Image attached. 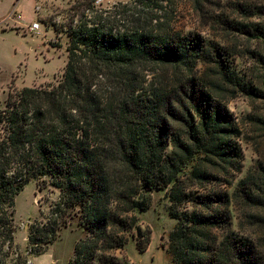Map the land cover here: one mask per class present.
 Segmentation results:
<instances>
[{
	"label": "trees",
	"instance_id": "1",
	"mask_svg": "<svg viewBox=\"0 0 264 264\" xmlns=\"http://www.w3.org/2000/svg\"><path fill=\"white\" fill-rule=\"evenodd\" d=\"M242 1L247 21L225 25L262 47L253 55L263 88L239 74L225 45L154 33L140 11L139 26L117 31L87 3L94 18L71 28L59 83L16 91L0 110V264L5 244L15 246L17 196L47 178L60 196L30 227L35 256L74 225L83 235L68 264H124L131 239L140 253L152 242L136 212L166 190L176 224L162 246L172 264H264V164L233 188L243 130L227 103L243 95L264 104V3ZM149 71L160 73L149 80Z\"/></svg>",
	"mask_w": 264,
	"mask_h": 264
},
{
	"label": "rangeland",
	"instance_id": "2",
	"mask_svg": "<svg viewBox=\"0 0 264 264\" xmlns=\"http://www.w3.org/2000/svg\"><path fill=\"white\" fill-rule=\"evenodd\" d=\"M89 1L38 0L43 9L37 13L36 0H0V110L6 107L9 96L16 91L33 86L52 87L59 83L68 61L71 28H78L82 22L94 18L95 13H90V10V18L86 17ZM93 1L98 10L104 14L107 12L106 18L113 22L117 31L132 30L139 26L134 21V14L140 11L143 15L142 24H146L154 33H195L225 45L234 55L239 74L263 88L262 70L253 55L261 51L262 47L256 41L233 35L225 25L226 20L247 21L237 6L243 3L242 0H145L146 5L137 0ZM263 3L264 0H247L245 5L253 10L255 5ZM15 4L24 17L16 23L7 19ZM259 20L252 18V22ZM34 22L41 24L40 33L29 31L28 26ZM152 72L148 73L149 80L160 73ZM227 104L243 130L240 141L243 169L234 178L233 188H236L249 170L264 164V122L258 121L264 118V104L262 100H251L243 95L230 99ZM47 181L45 184L39 179L32 180L16 198L14 224L18 243L15 249L23 257L17 258L13 254L15 249L13 253L4 249L7 264H26L28 253L31 258L35 256L25 242L30 227L35 221L46 220L50 216L51 208L60 196V191L50 183L49 178ZM166 192H153L151 208L147 212H136L139 225L153 232V242L158 247L155 250L156 257H153V251L140 253L136 242L131 239L119 254L124 264H170L168 258L171 257L162 245L169 243V235L176 220L169 214L170 200ZM82 235L83 231L74 225L65 228L53 244L54 248L70 260L75 242ZM26 245V250H23Z\"/></svg>",
	"mask_w": 264,
	"mask_h": 264
},
{
	"label": "crops",
	"instance_id": "3",
	"mask_svg": "<svg viewBox=\"0 0 264 264\" xmlns=\"http://www.w3.org/2000/svg\"><path fill=\"white\" fill-rule=\"evenodd\" d=\"M18 1L19 0H17V2ZM36 5H38L40 7V10L42 11V9H43L42 7L43 6L38 2V0L36 1ZM36 5H35V7H36ZM14 7L15 8L13 9L12 12H14V11H18L19 12V10L17 9V5L16 4L14 5ZM19 13L21 14V12H19ZM37 13H40V12H37ZM23 19H24V17L22 15V20ZM15 23H16V21H15ZM28 29H29V31H32V30H30V26H28ZM40 29H41V24H40V27H39V29L37 31H32V32L40 33ZM153 238L154 237H152V242H151L148 250L146 252H144V253H150V252L153 251V257H156L155 250L158 247L154 245ZM25 242L28 244V237H26ZM16 243H18L17 242V236H15V244ZM26 248H27V245L25 247H23L22 249L26 250ZM161 250L164 251L163 249H161ZM168 259H169L170 264H172V259L171 258H168ZM68 261L69 260L67 259V257L64 254H62V252H60V250L55 249L53 244L45 253H43L41 255H38V256H34L32 258L33 264H68Z\"/></svg>",
	"mask_w": 264,
	"mask_h": 264
},
{
	"label": "built area",
	"instance_id": "4",
	"mask_svg": "<svg viewBox=\"0 0 264 264\" xmlns=\"http://www.w3.org/2000/svg\"><path fill=\"white\" fill-rule=\"evenodd\" d=\"M36 1H37V0H36ZM39 10H40V7H39L38 5H36V7H35V11L38 12ZM8 20L21 21V20H22V15H21L18 11H14V12H12V13L9 15ZM39 27H40V23H39V22H34V23L30 26V30H32V31H37V30L39 29ZM4 249H8L10 252H12V251L14 252L13 249H15V246H13L12 249H9V246H8V243H7V244H5ZM4 249H3V251H4ZM30 250H31V249H30ZM31 251H32V250H31ZM13 252H12V253H13ZM3 253H4V252H3ZM13 254H15L17 258H20V256H21V258L23 257L22 254H21L20 252H17L16 249H15V253H13ZM27 255H28V258L26 259V264H33V262H32V258H33V257L31 258V256H29V255H30L29 253H28ZM0 260H1V258H0ZM6 264H7V262H6Z\"/></svg>",
	"mask_w": 264,
	"mask_h": 264
}]
</instances>
